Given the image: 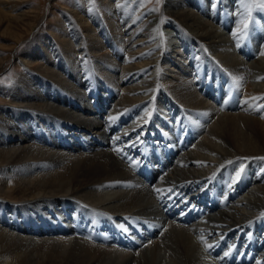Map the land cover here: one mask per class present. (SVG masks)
<instances>
[{
	"label": "bare ground",
	"instance_id": "bare-ground-1",
	"mask_svg": "<svg viewBox=\"0 0 264 264\" xmlns=\"http://www.w3.org/2000/svg\"><path fill=\"white\" fill-rule=\"evenodd\" d=\"M27 3L0 0L3 55L31 36L0 86V264H264V9L80 0L44 28Z\"/></svg>",
	"mask_w": 264,
	"mask_h": 264
},
{
	"label": "rangeland",
	"instance_id": "rangeland-1",
	"mask_svg": "<svg viewBox=\"0 0 264 264\" xmlns=\"http://www.w3.org/2000/svg\"><path fill=\"white\" fill-rule=\"evenodd\" d=\"M145 2L147 10L150 12H162L163 7H164V2L165 0H142ZM247 1V0H246ZM252 2L260 3L258 0H249ZM78 3H80V0H29V3H27V6L29 7H36L39 9V13H34L32 16L35 17L37 21H42L43 20V27L46 28L47 26H51L53 24H58V22L62 21V18L64 16H68L67 10H70L74 7H77ZM38 11V10H37ZM27 37V36H26ZM31 36L25 39V46L30 43ZM5 44L2 38L0 37V47ZM22 43H20L18 46L13 47V49L9 51L6 55L4 52L1 51L0 48V59H4V63L2 66V70L0 72V86L1 85H7L11 81L12 76H14L18 72L23 71V67L21 65L15 64L14 59L15 55L18 53V48L21 50V47H25ZM11 101V100H10ZM8 102H6L5 99H0V106L2 107L3 105H7ZM209 252H211L209 250ZM207 258L203 260V264H211L212 260L217 264H231L228 263L227 261H223V258H216L212 257L208 253L206 254Z\"/></svg>",
	"mask_w": 264,
	"mask_h": 264
},
{
	"label": "snow or ice",
	"instance_id": "snow-or-ice-1",
	"mask_svg": "<svg viewBox=\"0 0 264 264\" xmlns=\"http://www.w3.org/2000/svg\"><path fill=\"white\" fill-rule=\"evenodd\" d=\"M260 7L264 9V0H262V3L260 4Z\"/></svg>",
	"mask_w": 264,
	"mask_h": 264
}]
</instances>
